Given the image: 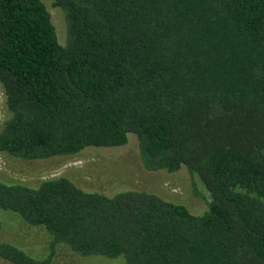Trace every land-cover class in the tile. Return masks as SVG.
<instances>
[{"label":"trees","instance_id":"1","mask_svg":"<svg viewBox=\"0 0 264 264\" xmlns=\"http://www.w3.org/2000/svg\"><path fill=\"white\" fill-rule=\"evenodd\" d=\"M0 0V153L77 154L138 139L148 170L187 168L207 208L67 175L0 171V211L49 234L43 256L1 237L0 257L54 264L60 246L118 264H264V0ZM17 218V219H18Z\"/></svg>","mask_w":264,"mask_h":264},{"label":"rangeland","instance_id":"2","mask_svg":"<svg viewBox=\"0 0 264 264\" xmlns=\"http://www.w3.org/2000/svg\"><path fill=\"white\" fill-rule=\"evenodd\" d=\"M49 8L59 40L66 42L67 28L64 12L54 6L53 0H43ZM6 115L5 96L0 86V128ZM0 171L6 177L34 181L67 175L86 190H98L113 194L122 189H140L159 193L179 201L193 213H202L207 208L208 190L187 168L177 172L148 170L142 163L138 139L130 134L126 144L116 147H87L77 154L53 156L45 159L23 160L0 153ZM0 211L3 217L1 237L24 245L31 255L43 256L48 249L49 234L43 227H33ZM18 218V219H17ZM97 257L81 256L66 246H60L54 264H118ZM0 264H14L0 257Z\"/></svg>","mask_w":264,"mask_h":264}]
</instances>
